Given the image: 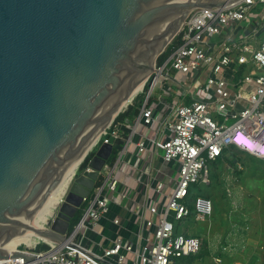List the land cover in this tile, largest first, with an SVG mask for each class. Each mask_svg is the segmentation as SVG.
Here are the masks:
<instances>
[{
	"label": "water",
	"instance_id": "obj_1",
	"mask_svg": "<svg viewBox=\"0 0 264 264\" xmlns=\"http://www.w3.org/2000/svg\"><path fill=\"white\" fill-rule=\"evenodd\" d=\"M236 1L0 0V262L37 259L5 246L35 230L36 212L66 169L132 104L122 111L189 14ZM114 142L81 165L36 230L43 242L78 248L69 241L72 221Z\"/></svg>",
	"mask_w": 264,
	"mask_h": 264
},
{
	"label": "built area",
	"instance_id": "obj_2",
	"mask_svg": "<svg viewBox=\"0 0 264 264\" xmlns=\"http://www.w3.org/2000/svg\"><path fill=\"white\" fill-rule=\"evenodd\" d=\"M259 32L264 34V0H238L222 8L195 9L171 42V53L164 63L158 68L156 63L151 91L140 107L136 127L157 126V129L142 138L138 150L159 151L164 161L176 162L179 167L176 183L167 194L164 206L148 207L156 217L144 221L153 229L151 239L137 246L118 238L103 254L93 252L80 242L87 230L95 228L120 198L118 159L104 168L102 181L84 198L82 218L69 240L78 248L48 244V249L37 245L20 249L19 245L17 249L36 255L37 259L27 262L20 257L0 264H104L112 259L115 264H128L131 257L139 264H176L179 258L199 254L202 241L176 230V223L193 216L205 220L213 213L212 201L200 196L194 208L191 207L192 186L211 184V165L230 147L264 160V38L256 48L252 43ZM233 65L232 77H225ZM249 66L254 70L245 73ZM178 75L185 76L190 84L181 83ZM173 84L183 88L191 101L173 100L167 103L165 114L157 113L149 103L154 91L159 87L171 95ZM111 126L93 153L103 143H109L111 137H118L114 123ZM164 184L158 183L159 194Z\"/></svg>",
	"mask_w": 264,
	"mask_h": 264
},
{
	"label": "crops",
	"instance_id": "obj_3",
	"mask_svg": "<svg viewBox=\"0 0 264 264\" xmlns=\"http://www.w3.org/2000/svg\"><path fill=\"white\" fill-rule=\"evenodd\" d=\"M233 67L234 65L225 73V77H232ZM252 70H254L253 67L249 66L245 69V73H250ZM172 88L174 92L171 95L164 93L159 87L154 91L149 103L157 113L165 114L167 103L173 100L182 103L191 101L190 97L185 96L183 88H176L174 84ZM137 119L138 116L134 122L126 119L114 127L118 135L115 138L114 150L118 152L116 160L120 159L118 178L121 194L117 203L111 206L109 213L95 228H89L85 238L80 240L84 247L95 253L103 254L104 249L118 238H122L125 243H135L137 246L151 239L153 229L147 227L144 221L148 217L153 219L156 217L152 216L148 207L157 204L159 209L162 208L166 203L167 194L178 177V163H167L162 153L154 149L146 152L138 150V143L146 135L154 134L157 126H142L140 130V126L136 127ZM228 149H232V153L235 150L242 151L236 147ZM242 152L246 153L250 159L253 158L251 166L253 173L249 179H264V160L245 151ZM215 162L212 165L215 169L214 179L217 181V187L223 185L220 181L222 175L218 173V169L223 165H226L230 172L233 171L226 175L227 179L229 177L236 181L244 179L245 167L237 158L233 164L227 161L218 164ZM161 182L165 183L162 194L165 193L166 188L169 189L164 203L157 199L159 195H162L156 191L158 183ZM243 192L244 188L240 185H236L231 190L212 193V195H194L191 188L189 198L191 207L194 208L195 200L203 196L212 201L213 213L205 220H198L193 216L184 222L176 223L179 234L196 237L202 241L199 254L179 258L176 264H264V203L258 209L245 210V202L241 197ZM257 194L264 195V190L259 189ZM115 220H119V223L116 224ZM30 246L32 245L29 244ZM46 247V249L49 248V246ZM207 257L210 261H206ZM104 264H115V261L112 259L110 262L105 261ZM128 264L139 263L135 257H131Z\"/></svg>",
	"mask_w": 264,
	"mask_h": 264
},
{
	"label": "rangeland",
	"instance_id": "obj_4",
	"mask_svg": "<svg viewBox=\"0 0 264 264\" xmlns=\"http://www.w3.org/2000/svg\"><path fill=\"white\" fill-rule=\"evenodd\" d=\"M263 38H264V34L262 32H259L258 35L256 34V38L252 42L253 43V47L256 48V47L260 46ZM157 68H158V65H157ZM155 74H156V71L153 72L149 76V78H148V80L146 82V85L143 88V90L140 89V90H138L137 94L135 93V95L133 96L132 101H131L132 103H134L135 98L138 97L139 95H140V97L141 96H145V99H146V96L151 91V88H150L151 87V82H152ZM178 77H179V81L181 83H184L186 85L190 84V82L185 79V76L178 75ZM130 103H129V105H130ZM112 127H113V124H112L111 128ZM140 130H142V126H140ZM232 155H235V157L240 161V163H242L244 165V167H245V169H244V173H245L244 174V179L242 178L239 181H236L235 179L233 180L230 177H229V179H227L226 175L229 174V173H232L233 171L231 170L232 172H230V170L227 168V166L223 165V166H221L218 169V173H220V175H222V177H221L222 179L220 181H222L221 184H223V185L221 187H217L218 186L217 181L214 179V171H215L214 165H211V173H212L211 186L208 185V184H196V185H193L192 186L193 194L194 195H206V194L212 195V193H218L219 191L226 190V189L231 190L236 185H240V186H242L244 188V192H243L241 197H242V200L245 202V208H246L245 210L258 209L260 207V205L264 203V195L263 194H257L259 189H263L264 190V179H261V180L260 179L259 180L258 179H256V180L255 179L254 180L249 179L250 176H252V173H253V170L251 169V166L253 165V163H252L253 158L250 159V157L246 153H244L242 151H239V150H235V152H233ZM257 164L261 165L258 162H257ZM79 170H80V168H79ZM165 190H166L165 193H163L162 195H159L157 197V199L160 200L163 203H164V199H165L166 193L168 192L169 189L166 188ZM39 242H38V244H35L33 246H30V247L28 245L24 244V243L20 244V249H26V248L32 249L36 245H37L38 248L39 247L42 248V247L48 246V243H46V242H42V241H39ZM208 260L210 261L209 257L206 258V261H208Z\"/></svg>",
	"mask_w": 264,
	"mask_h": 264
},
{
	"label": "bare ground",
	"instance_id": "obj_5",
	"mask_svg": "<svg viewBox=\"0 0 264 264\" xmlns=\"http://www.w3.org/2000/svg\"><path fill=\"white\" fill-rule=\"evenodd\" d=\"M152 70L154 72L155 68H153ZM146 81H147V77L145 78L144 82L136 90L135 92L136 94L138 90L140 89L143 90ZM135 93L133 94V96L135 95ZM133 96L131 98H133ZM130 102H127L125 106H123L122 111L125 107L129 105ZM109 127L110 125L104 131H102L101 135L97 137L96 141L92 144V146L87 151H90L95 147L98 140H100V138L105 134L106 130ZM87 151L84 152L74 164H72L70 167L66 169V172L63 175V177L59 180L57 185L52 189L50 194L47 196L45 202L42 204L40 209L36 212L34 219H33V223H32L35 230L34 231L31 230V231L24 233L22 236H20L19 238H17L16 240L11 242L7 246H5L6 250H8L9 252H12L16 250L19 247L18 245L20 244L24 243L28 246L29 244L33 246L37 244L39 241H44L45 238H43L41 235H38L36 230L44 229L46 222L49 220V217L56 211L57 207L63 202L65 195L67 193V190L71 182L73 181V178L75 177V175L77 174V171L79 170L82 163L84 162V159L87 155Z\"/></svg>",
	"mask_w": 264,
	"mask_h": 264
},
{
	"label": "trees",
	"instance_id": "obj_6",
	"mask_svg": "<svg viewBox=\"0 0 264 264\" xmlns=\"http://www.w3.org/2000/svg\"><path fill=\"white\" fill-rule=\"evenodd\" d=\"M171 49H172V45L168 46V49L162 54L160 55V57L158 58L157 62H158V66L162 65L164 63V61L166 60V58L169 56V54L171 53ZM145 100V96H141L140 95L138 97L135 98L134 103L131 104L126 111L122 112L115 120L114 122V126L117 125L119 122H123L126 119H128V121L130 122H134L139 114L140 111V107L143 104ZM94 153H91L86 160L84 161V163L82 164V169L86 168L88 165V161L90 160L91 156ZM117 154L118 152L114 150L113 155L111 156V159L109 161L110 164L114 163L117 159ZM236 159L235 155H232V149H227L224 151L223 155L218 158L216 160L215 163H220L222 161H227L230 164H233L234 160ZM214 164V163H213ZM212 176V173H211ZM212 178V177H211ZM102 179H100L98 182H101ZM83 209H81L79 211V213L76 215V217L73 219L72 221V225H71V230L75 228V226L80 222L81 218H82V214H83ZM44 249H46L47 247H43ZM42 249V248H41Z\"/></svg>",
	"mask_w": 264,
	"mask_h": 264
}]
</instances>
